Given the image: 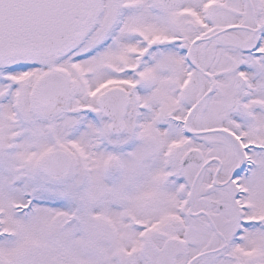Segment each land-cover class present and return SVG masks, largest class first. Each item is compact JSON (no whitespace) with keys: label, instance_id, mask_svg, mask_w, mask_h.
Instances as JSON below:
<instances>
[{"label":"snow or ice","instance_id":"6c2138e0","mask_svg":"<svg viewBox=\"0 0 264 264\" xmlns=\"http://www.w3.org/2000/svg\"><path fill=\"white\" fill-rule=\"evenodd\" d=\"M0 264H264V0H0Z\"/></svg>","mask_w":264,"mask_h":264}]
</instances>
